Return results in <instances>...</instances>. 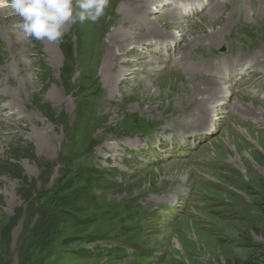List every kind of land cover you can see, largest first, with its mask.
Here are the masks:
<instances>
[{
  "label": "rangeland",
  "instance_id": "obj_1",
  "mask_svg": "<svg viewBox=\"0 0 264 264\" xmlns=\"http://www.w3.org/2000/svg\"><path fill=\"white\" fill-rule=\"evenodd\" d=\"M177 2L111 0L50 47L0 8V264H264V0ZM148 21L171 38H148ZM131 26L128 43L148 44L105 65L108 36ZM212 81L225 93L208 105ZM30 117L54 130L52 154L16 126Z\"/></svg>",
  "mask_w": 264,
  "mask_h": 264
},
{
  "label": "bare ground",
  "instance_id": "obj_2",
  "mask_svg": "<svg viewBox=\"0 0 264 264\" xmlns=\"http://www.w3.org/2000/svg\"><path fill=\"white\" fill-rule=\"evenodd\" d=\"M153 1H158L161 5H162V7L163 6H165L166 4L168 5V3L171 1H174V3L175 4H171L170 6L174 9V8H176V2L177 1H179V0H153ZM176 1V2H175ZM182 1H185V0H182ZM205 2L207 3V4H209L210 2H209V0H205ZM155 3V2H154ZM178 3V2H177ZM205 3H200V5H204ZM213 5H215V4H213ZM194 6H195V4H194ZM148 7V6H147ZM177 9V8H176ZM195 9H196V7H195ZM211 9H213V8H211ZM214 10V9H213ZM134 12H138L136 9H133V10H130V8L128 9V7H123V9H121L119 12H118V14H120L121 15V18H122V20H123V23L124 22H127V24H129V25H132L133 23H134V20L137 18V14L135 15L136 17H135V19L133 18V13ZM201 12V11H200ZM211 13H212V11H211ZM179 16H180V18L181 17H183V16H185L184 14H182L181 13V10H180V12H179ZM213 14V13H212ZM144 15V14H143ZM170 15V14H169ZM188 15V14H187ZM209 15V14H208ZM171 16H176V15H174V14H172ZM144 17V16H143ZM141 18V17H140ZM139 19V18H138ZM140 20V19H139ZM136 21V20H135ZM145 21H146V18H145ZM137 23V22H136ZM141 23H142V21H141ZM141 23H139V24H141ZM146 25H148V28L146 29V30H144L143 32L144 33H147L148 34V38H150V39H154V40H158V39H169V38H171V35H169V34H162L161 32H158V33H156L157 31L155 30V29H153L151 26H149V25H151V23H149V21L148 22H146L145 23ZM179 24V23H178ZM137 25V24H136ZM133 26V25H132ZM132 26L130 27V28H132ZM140 26V25H139ZM139 26H138V29H139ZM176 26V25H175ZM128 28V27H127ZM185 31V30H184ZM129 32V33H128ZM126 31V33L124 32V30H116L114 33H112V34H110L109 36H108V43H109V46H108V48H109V53H107L106 54V56H105V65H109L110 63L112 64V63H117V59H118V57L115 55V52L113 53V51L112 50H114V49H118V47L120 46V48H125V45H126V48H128V47H130L131 45H133L134 47L136 46V45H138V44H141V45H144V46H146V41L145 40H143V41H141V43H133V41H132V43H128V37H133L135 40H137V38H138V35L142 32L140 29H139V31H138V33H134L135 32V30H134V28H132L130 31ZM143 33V34H144ZM176 33V32H175ZM141 35V34H140ZM173 36V35H172ZM182 36V35H181ZM147 38V39H148ZM173 38V37H172ZM131 39V38H130ZM139 39H141V38H139ZM175 39V38H174ZM213 40V39H212ZM138 41V40H137ZM47 44L49 45L48 47H50V46H52L53 45V43L52 42H49V41H47ZM148 44V43H147ZM151 44V43H150ZM189 44V43H188ZM128 46V47H127ZM140 46V45H139ZM110 47H111V49H110ZM216 47H217V45H216ZM111 52V53H110ZM50 53H51V55H50V63H51V66L52 67H55V65H56V62H57V55H56V53H55V51H54V46L53 47H51V51H50ZM109 54H110V56H109ZM48 57V56H47ZM117 57V58H116ZM256 58V57H255ZM258 59V58H257ZM258 61V60H257ZM252 62H253V60H252ZM252 62H251V59H250V65H247L248 67L249 66H251L252 65ZM49 63V62H48ZM49 63V64H50ZM48 64V65H49ZM227 66V65H226ZM226 66H224V67H226ZM103 68H104V66L102 67V70H103ZM213 68V67H212ZM226 69H229V67H226ZM225 68H223L222 67V63H219L218 65H217V69H216V71H215V73H217L219 76H222V75H225L226 73H227V70H226ZM46 70V69H45ZM226 71V73H224ZM112 72L113 73H111V74H109V75H106L105 77H104V83H105V85L106 86H108V87H111L113 84L115 85H117V83L119 82V75H121V73H119L117 70L115 71L114 69L112 70ZM229 73H230V75H234L233 73H232V71L230 70V71H228ZM50 73V72H49ZM70 73V72H69ZM15 74V73H14ZM118 74V77H116V75ZM10 75L11 74H9V78L7 79L8 81H11V79H10ZM51 75V74H50ZM114 75H115V77L117 78L116 80H115V78H114ZM14 76V75H13ZM68 74H65L64 75V79H68ZM226 76V75H225ZM61 78V80H62V76L60 77ZM23 79V78H22ZM48 79V78H47ZM46 80V79H45ZM44 80V81H45ZM20 82H21V80H20ZM56 82V81H55ZM64 82V81H63ZM211 82V81H210ZM218 81H212V90H210V89H208L207 90V95H208V97L206 96V97H201V99H203V102H205L206 101V103H208V105L209 104H214V102H215V100H217V99H219V98H224V93H225V89L223 90V88H221V83L219 84V83H217ZM113 83V84H112ZM65 85V84H64ZM201 87V86H200ZM47 88V87H46ZM206 89V88H205ZM10 90V89H9ZM204 90V89H203ZM67 91V90H66ZM201 90L200 89H194V91H193V96L194 97H197V96H199V95H201L200 92ZM203 92V91H202ZM9 93V92H8ZM211 93V95H209ZM14 94V95H13ZM222 94V95H221ZM15 95H16V93L15 92H13L12 91V93L9 95L10 96V98L12 99V101H14L15 100ZM65 95L66 94H63V93H59V92H57L56 90H54V89H51L50 91H48L47 92V98H49V99H51V101L54 103V105H56V106H58V107H60L61 109H62V107L64 106V104H67L68 102H67V100L69 99H67L66 100V97H65ZM216 98V99H215ZM214 101V102H213ZM16 102V101H15ZM212 102V103H211ZM18 104V103H17ZM71 103H69V105H70ZM202 104V103H201ZM217 104V103H216ZM19 105V104H18ZM203 105V104H202ZM17 106V105H16ZM240 106V105H239ZM15 107V106H14ZM66 107H68V105L66 106ZM63 109H65V108H63ZM67 109V108H66ZM237 110V109H236ZM12 111V110H11ZM65 111V110H64ZM209 114V113H208ZM97 115V114H96ZM197 116V115H196ZM70 117H71V119H70ZM84 116L83 115H81V114H78V113H76V115H75V118H74V120H84V118H83ZM30 120V121H29ZM27 122H29V124H26L27 122H25V124H24V126L21 124V123H18V124H16V126L19 128V127H22V129L24 130V132L26 131L28 134H29V136L31 137V138H33L35 141H36V143H37V145L39 146V148L38 149H40V151L41 152H45V153H51V151L52 150H54L55 149V145H54V143H55V138H54V130H46V129H41L40 127H41V125H40V122L38 121V119H36V118H32V117H30V119H29ZM64 120H67V122H68V120H73L72 119V116H71V113H69V112H67V115L65 114V117H64ZM87 120V119H86ZM11 123V122H10ZM10 125V124H9ZM67 125V124H66ZM66 125H64L63 127H64V129L65 128H67V126ZM13 126V125H12ZM15 127V126H14ZM21 130V129H20ZM52 154V153H51ZM180 162H177V163H175V164H179Z\"/></svg>",
  "mask_w": 264,
  "mask_h": 264
},
{
  "label": "clouds",
  "instance_id": "obj_3",
  "mask_svg": "<svg viewBox=\"0 0 264 264\" xmlns=\"http://www.w3.org/2000/svg\"><path fill=\"white\" fill-rule=\"evenodd\" d=\"M111 0H0L20 17L25 39L59 42L70 25L96 23L106 15Z\"/></svg>",
  "mask_w": 264,
  "mask_h": 264
},
{
  "label": "trees",
  "instance_id": "obj_4",
  "mask_svg": "<svg viewBox=\"0 0 264 264\" xmlns=\"http://www.w3.org/2000/svg\"><path fill=\"white\" fill-rule=\"evenodd\" d=\"M89 189V186L86 184L81 190H79L80 192L78 194H81V195H86V192L88 191Z\"/></svg>",
  "mask_w": 264,
  "mask_h": 264
}]
</instances>
